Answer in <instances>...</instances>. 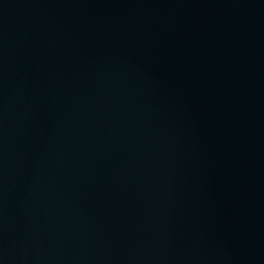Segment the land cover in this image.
<instances>
[{"label":"water","instance_id":"95a60500","mask_svg":"<svg viewBox=\"0 0 264 264\" xmlns=\"http://www.w3.org/2000/svg\"><path fill=\"white\" fill-rule=\"evenodd\" d=\"M0 264H264V0H0Z\"/></svg>","mask_w":264,"mask_h":264}]
</instances>
